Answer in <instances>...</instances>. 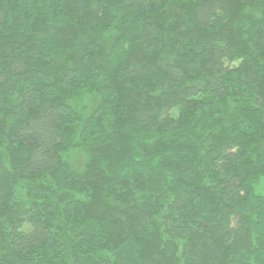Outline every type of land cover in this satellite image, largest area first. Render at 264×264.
<instances>
[{
	"label": "trees",
	"instance_id": "trees-1",
	"mask_svg": "<svg viewBox=\"0 0 264 264\" xmlns=\"http://www.w3.org/2000/svg\"><path fill=\"white\" fill-rule=\"evenodd\" d=\"M0 264H264V0H0Z\"/></svg>",
	"mask_w": 264,
	"mask_h": 264
},
{
	"label": "rangeland",
	"instance_id": "rangeland-1",
	"mask_svg": "<svg viewBox=\"0 0 264 264\" xmlns=\"http://www.w3.org/2000/svg\"><path fill=\"white\" fill-rule=\"evenodd\" d=\"M77 154H78V153H72V158H71V159H72V160H76V161H77V159L80 160L81 157H80V156H77Z\"/></svg>",
	"mask_w": 264,
	"mask_h": 264
}]
</instances>
